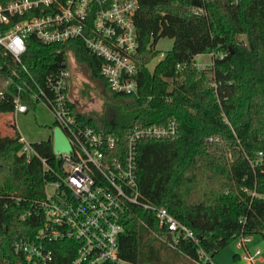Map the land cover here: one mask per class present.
Instances as JSON below:
<instances>
[{
	"label": "trees",
	"instance_id": "16d2710c",
	"mask_svg": "<svg viewBox=\"0 0 264 264\" xmlns=\"http://www.w3.org/2000/svg\"><path fill=\"white\" fill-rule=\"evenodd\" d=\"M135 26V94L109 89L101 59L81 39L45 44L31 36L23 57L44 86L73 51L119 105L100 124L79 111L77 118L113 136L122 153L136 127L178 123L174 140L137 141L138 184L143 201L166 207L199 242L182 240L172 248L155 215L135 209L123 223L120 258L126 264H196L201 250L212 258L240 236L264 240V0H139ZM162 38L172 39L173 47L151 71ZM205 54L213 56V66L198 69L196 58ZM12 68L20 66L0 54V86ZM14 112L13 100L0 97V114ZM21 139L0 141V264H68L77 249L71 240L50 244L49 262H28L16 251L20 239L36 241L45 224V187L64 177L51 137L30 144L29 152Z\"/></svg>",
	"mask_w": 264,
	"mask_h": 264
},
{
	"label": "built area",
	"instance_id": "2783aa9c",
	"mask_svg": "<svg viewBox=\"0 0 264 264\" xmlns=\"http://www.w3.org/2000/svg\"><path fill=\"white\" fill-rule=\"evenodd\" d=\"M206 1V0H203ZM238 4L240 0H231ZM139 0H9L0 3V54L10 56L19 69L12 68L1 84L0 97L11 98L15 112L25 114L31 106L45 104L55 124L63 128L73 146L62 160V182L49 183L40 204L45 224L34 242L20 239L16 251L28 262H49L54 252L50 244L71 240L76 255L68 264H126L119 256V237L124 220L142 209L155 215L171 236L176 248L182 240L198 244L196 234L176 219L164 206L142 200L138 184L136 143L142 138L174 140L179 136L175 119L166 125L136 127L127 136L125 153L117 150L116 139L78 120L72 92V72L68 59L55 75L47 76L44 86L35 81L23 57L28 39L37 37L45 44L81 39L102 61L100 74L114 93L138 92L136 55L138 38L135 17ZM196 12V11H195ZM197 13V12H196ZM2 68V67H1ZM24 74V75H23ZM25 78H23V76ZM24 143L23 152L30 151ZM47 184V185H49ZM46 185V186H47ZM248 236L237 239L245 264H258L260 250L252 251ZM196 264H214L209 254L199 252Z\"/></svg>",
	"mask_w": 264,
	"mask_h": 264
},
{
	"label": "rangeland",
	"instance_id": "374dc122",
	"mask_svg": "<svg viewBox=\"0 0 264 264\" xmlns=\"http://www.w3.org/2000/svg\"><path fill=\"white\" fill-rule=\"evenodd\" d=\"M174 41L169 38H162L156 45L160 55L149 65L154 70L164 54L171 50ZM213 66L211 54L200 55L196 58V67L206 69ZM69 67L72 72L71 92L77 110L83 114L93 117L98 124L105 119H110L118 109V102L111 97V94L102 88L100 82L92 80L90 72L85 64L78 62L74 55H69ZM54 116L47 109L45 104L31 106L30 111L25 114L10 113L0 114V141L12 140L18 136L22 137L28 144L48 140L53 141L54 152L61 155H69L73 151L70 139L63 128L54 124ZM48 194H52L51 184L45 187ZM248 244L252 251L260 250L258 264H264V240L261 235L250 236ZM237 240L221 250L212 257L214 264H245L241 255L243 252L237 247ZM240 252L234 258L236 253Z\"/></svg>",
	"mask_w": 264,
	"mask_h": 264
},
{
	"label": "crops",
	"instance_id": "0c3cea01",
	"mask_svg": "<svg viewBox=\"0 0 264 264\" xmlns=\"http://www.w3.org/2000/svg\"><path fill=\"white\" fill-rule=\"evenodd\" d=\"M250 239H251V237H250ZM237 244V247L239 248V246H238V243H236ZM240 249V248H239ZM240 252H238V253H236L237 255L239 254Z\"/></svg>",
	"mask_w": 264,
	"mask_h": 264
},
{
	"label": "water",
	"instance_id": "95a60500",
	"mask_svg": "<svg viewBox=\"0 0 264 264\" xmlns=\"http://www.w3.org/2000/svg\"><path fill=\"white\" fill-rule=\"evenodd\" d=\"M197 6H200L199 4H197ZM169 240H171V236L169 235Z\"/></svg>",
	"mask_w": 264,
	"mask_h": 264
}]
</instances>
